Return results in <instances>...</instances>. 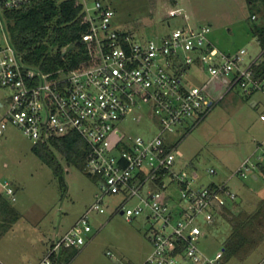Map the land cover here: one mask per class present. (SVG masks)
I'll list each match as a JSON object with an SVG mask.
<instances>
[{
  "label": "built area",
  "instance_id": "2783aa9c",
  "mask_svg": "<svg viewBox=\"0 0 264 264\" xmlns=\"http://www.w3.org/2000/svg\"><path fill=\"white\" fill-rule=\"evenodd\" d=\"M30 1L0 0V83L12 91L0 137L8 122L34 145L76 132L86 142L85 171L102 182L93 207L57 238L39 264H56L63 249L86 244L85 235L93 231L91 211L106 212L108 196H121L114 210L129 221L145 215L153 222L152 252L143 264H224L225 248L213 256L199 248L204 233L199 219L213 225L237 194L225 183L199 186L196 174L180 168L184 154L170 134L190 119L198 125L236 87L247 95L264 92V77L254 71L261 57L246 65V49L222 51L210 39L211 25L177 27L137 40L113 26L115 10L106 0L93 5L80 0L89 24L83 42L95 61L49 79L23 61L11 40L6 14ZM197 75L202 83L193 85ZM130 120H146L151 128L146 135L133 132L126 125ZM259 164L264 153L256 161L245 159L236 173L254 176ZM208 171L217 173L214 167ZM2 186L16 202L14 183L6 180Z\"/></svg>",
  "mask_w": 264,
  "mask_h": 264
},
{
  "label": "rangeland",
  "instance_id": "374dc122",
  "mask_svg": "<svg viewBox=\"0 0 264 264\" xmlns=\"http://www.w3.org/2000/svg\"><path fill=\"white\" fill-rule=\"evenodd\" d=\"M106 1L115 10L113 26L133 33L137 40L156 38L177 27L211 25L210 39L222 51L233 53L246 49V65L259 57L264 60V47L258 36V31L264 30V0ZM91 2L93 5L94 1ZM202 80L197 75L191 83L199 85ZM11 92L0 83V119L6 114ZM212 92L213 88L211 94L216 98ZM253 100L259 104L254 106ZM263 113L262 90L247 95L236 87L225 93L198 125L194 126V120L190 119L170 134L184 154L179 159L180 168L196 174L199 186L227 184L242 198L238 210L252 212L264 197V177L259 170V181L236 173L245 159L250 157L256 161L264 153ZM126 125L144 135L151 128L146 120L142 123L130 120ZM33 146L21 128L8 122L4 136L0 137V194L22 213L17 226L21 242L14 241L15 234L9 233L0 248L14 256H28L30 264H39L50 252L58 234L64 236L93 207L102 182L98 176L69 165L58 153L65 172L64 189L60 177L33 151ZM211 167L217 173H210ZM6 180L13 182L18 190L16 202H12L2 186ZM178 196L176 190L173 198ZM121 200V196H108L106 212L91 211L93 231L85 235L86 244L58 253L64 261L62 264H143L146 261L152 252L148 236L153 222L145 215L129 221L115 212L114 205ZM199 220L204 233L197 244L204 253L213 256L225 248L231 224L221 212L213 225L203 223L202 217ZM1 224L4 228L3 220ZM258 251L244 262L226 255L224 264H257L261 249Z\"/></svg>",
  "mask_w": 264,
  "mask_h": 264
},
{
  "label": "trees",
  "instance_id": "16d2710c",
  "mask_svg": "<svg viewBox=\"0 0 264 264\" xmlns=\"http://www.w3.org/2000/svg\"><path fill=\"white\" fill-rule=\"evenodd\" d=\"M83 9L80 0H31L22 8L7 12L11 40L23 61L49 79L92 64L95 60L91 48L83 42V34L89 28ZM258 36L264 47V30H259ZM254 71L257 77H264V60L254 65ZM32 149L54 169L64 189L65 172L58 153L69 165L85 171L86 142L76 132L34 145ZM258 170L264 177V164H259ZM238 207L235 200L226 202L222 209L223 217L231 224L225 256L244 262L264 242V197L252 212ZM6 211L14 215L9 222L4 221V228L8 229L17 220L18 212L0 194V212ZM54 261L64 263L61 255Z\"/></svg>",
  "mask_w": 264,
  "mask_h": 264
},
{
  "label": "crops",
  "instance_id": "0c3cea01",
  "mask_svg": "<svg viewBox=\"0 0 264 264\" xmlns=\"http://www.w3.org/2000/svg\"><path fill=\"white\" fill-rule=\"evenodd\" d=\"M258 104H259L258 100H253V105L254 106H257ZM257 172L258 171H256V173L254 174L253 178L255 180L259 181L260 180V175ZM239 199H240L239 202L242 203V198L239 197V195L237 194V202H238ZM13 207L18 212V218H17V220H14V222L11 224V226L8 229H4L2 227L3 225L1 224V221L3 220V222H4L6 219L9 221V219H11L12 216H14V215H13V213L7 212V211H6V213L0 212V235L2 233V236L0 237V246L2 245V243L5 240V237L9 233H11V234L14 233L15 234L14 241H16L17 243L21 242V240L18 238L20 231H19V229H17V226L20 223V220H21V217H22V213H21V211L18 208H16L15 206H13ZM23 231L25 232L26 230L23 229ZM59 237H60V235L58 234L57 238H59ZM57 238H55V240ZM52 241H54V239ZM259 249H261V251H260L261 258L258 260L257 264H264V242L251 255H253L256 252H259L258 251ZM30 261H31L30 258L28 256H26V255H23L21 257L20 256H14L12 253L4 251V249L0 248V264H30L31 263Z\"/></svg>",
  "mask_w": 264,
  "mask_h": 264
},
{
  "label": "water",
  "instance_id": "95a60500",
  "mask_svg": "<svg viewBox=\"0 0 264 264\" xmlns=\"http://www.w3.org/2000/svg\"><path fill=\"white\" fill-rule=\"evenodd\" d=\"M240 201V199L238 200V202Z\"/></svg>",
  "mask_w": 264,
  "mask_h": 264
}]
</instances>
